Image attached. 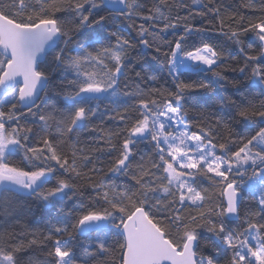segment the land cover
<instances>
[{
  "label": "snow or ice",
  "instance_id": "obj_1",
  "mask_svg": "<svg viewBox=\"0 0 264 264\" xmlns=\"http://www.w3.org/2000/svg\"><path fill=\"white\" fill-rule=\"evenodd\" d=\"M0 264H264V0H0Z\"/></svg>",
  "mask_w": 264,
  "mask_h": 264
},
{
  "label": "trees",
  "instance_id": "obj_2",
  "mask_svg": "<svg viewBox=\"0 0 264 264\" xmlns=\"http://www.w3.org/2000/svg\"><path fill=\"white\" fill-rule=\"evenodd\" d=\"M148 59L151 60L150 57H148ZM152 63L154 64L155 62L152 61ZM229 75L232 76V75H234V74L229 73ZM11 161H12L13 163H19V162H20V157H19V156L12 157V158H11Z\"/></svg>",
  "mask_w": 264,
  "mask_h": 264
}]
</instances>
